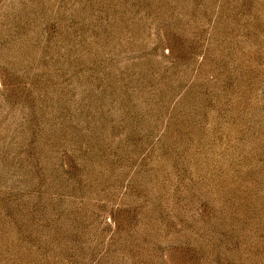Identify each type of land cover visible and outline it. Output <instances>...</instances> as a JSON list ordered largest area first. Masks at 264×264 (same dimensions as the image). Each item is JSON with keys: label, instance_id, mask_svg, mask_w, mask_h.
<instances>
[{"label": "rangeland", "instance_id": "374dc122", "mask_svg": "<svg viewBox=\"0 0 264 264\" xmlns=\"http://www.w3.org/2000/svg\"><path fill=\"white\" fill-rule=\"evenodd\" d=\"M0 264H264V0H0Z\"/></svg>", "mask_w": 264, "mask_h": 264}]
</instances>
